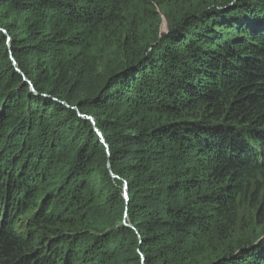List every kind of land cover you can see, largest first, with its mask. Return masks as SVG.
I'll return each mask as SVG.
<instances>
[{"label":"trees","instance_id":"obj_1","mask_svg":"<svg viewBox=\"0 0 264 264\" xmlns=\"http://www.w3.org/2000/svg\"><path fill=\"white\" fill-rule=\"evenodd\" d=\"M229 1L0 0V264H264V0Z\"/></svg>","mask_w":264,"mask_h":264},{"label":"rangeland","instance_id":"obj_2","mask_svg":"<svg viewBox=\"0 0 264 264\" xmlns=\"http://www.w3.org/2000/svg\"><path fill=\"white\" fill-rule=\"evenodd\" d=\"M161 23H162V21H161ZM161 30L162 31L165 30V24H162ZM11 215H12V213L10 214V210H8L7 204H3L2 211L0 212V223L5 221L7 218L9 219Z\"/></svg>","mask_w":264,"mask_h":264},{"label":"water","instance_id":"obj_3","mask_svg":"<svg viewBox=\"0 0 264 264\" xmlns=\"http://www.w3.org/2000/svg\"><path fill=\"white\" fill-rule=\"evenodd\" d=\"M241 0H230L229 2H227L223 7L224 8H228V7H233L234 5H237ZM87 120H90L92 123L93 121L90 118H86ZM124 198L127 199V194H126V186L124 185Z\"/></svg>","mask_w":264,"mask_h":264}]
</instances>
